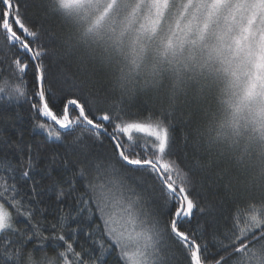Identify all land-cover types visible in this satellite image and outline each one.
Wrapping results in <instances>:
<instances>
[{"label": "snow or ice", "instance_id": "snow-or-ice-1", "mask_svg": "<svg viewBox=\"0 0 264 264\" xmlns=\"http://www.w3.org/2000/svg\"><path fill=\"white\" fill-rule=\"evenodd\" d=\"M37 6L0 0V264H264V0Z\"/></svg>", "mask_w": 264, "mask_h": 264}, {"label": "trees", "instance_id": "trees-1", "mask_svg": "<svg viewBox=\"0 0 264 264\" xmlns=\"http://www.w3.org/2000/svg\"><path fill=\"white\" fill-rule=\"evenodd\" d=\"M39 4V0H28V10H27V15L29 17V20L36 26V29L38 31L40 30H48V29H53L55 31H59V23L54 20L52 17L46 15L44 11L39 8L37 5ZM41 42L45 44H49V40L47 37L42 36L41 37ZM0 44H2V41H0ZM51 47H55L54 44L50 45ZM53 71L55 72L56 67L55 63L52 64ZM31 73L28 74L26 80L27 83L30 85L31 84ZM60 87L61 85L59 84H53L52 89H53V97H52V103L56 105V107H60L63 96L60 94ZM10 112L12 113L13 117H18L14 118L13 120L8 122V127L10 128H15L18 133L23 134V140L24 142L27 143H33L35 140H40L42 137L38 134V130H34L32 128V114L29 109V105L24 103L23 100L19 102V104H16L13 102V105L10 108ZM18 138V137H14ZM51 148L53 150H56L58 148L57 145H51ZM109 148V145L105 143L103 146V149L100 148L99 145H97V150L99 151H105ZM58 150L60 153L63 155L64 153V148L59 147ZM185 151V141L183 139L182 133L180 128H177V133H176V157L179 159L184 155ZM187 151L190 153L191 148H188ZM37 179H40V176H37ZM201 175L197 174L194 177V187L192 189L193 195L199 200L201 204H204L205 201H208V208L207 210L209 212H218L219 209L213 208L212 203H218V201H213L211 192L207 188H201L200 183H201ZM204 183H208L207 181H204ZM163 204V201H161ZM163 211H167V208H163ZM225 212L227 211V205L224 206L223 209ZM211 217L205 214H201L199 211L194 212V216L191 220V222L186 225L187 228L191 229H197L198 225H203L206 220H210ZM47 234V233H46ZM50 243V242H46ZM107 264H116V255L113 254L111 256L107 257Z\"/></svg>", "mask_w": 264, "mask_h": 264}]
</instances>
